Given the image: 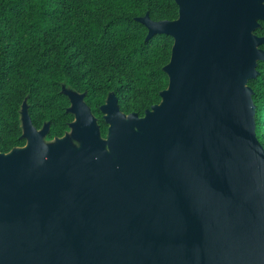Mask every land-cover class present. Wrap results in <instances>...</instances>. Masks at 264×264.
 Segmentation results:
<instances>
[{"label": "water", "instance_id": "obj_1", "mask_svg": "<svg viewBox=\"0 0 264 264\" xmlns=\"http://www.w3.org/2000/svg\"><path fill=\"white\" fill-rule=\"evenodd\" d=\"M176 4V21L141 20L148 38L174 41L161 103L142 118L112 98L102 108L114 157L83 96L77 151L45 157L31 129L27 151L0 153V264H264V152L246 86L264 60V0Z\"/></svg>", "mask_w": 264, "mask_h": 264}, {"label": "trees", "instance_id": "obj_2", "mask_svg": "<svg viewBox=\"0 0 264 264\" xmlns=\"http://www.w3.org/2000/svg\"><path fill=\"white\" fill-rule=\"evenodd\" d=\"M178 15L176 0H0V153L26 145L24 102L32 126H47V140L69 131L75 116L64 84L83 96L102 136L108 126L101 109L110 98L121 114L144 117L169 87L174 41L148 38L141 20L173 22ZM259 25L254 35L264 39ZM256 72L246 86L264 151V60Z\"/></svg>", "mask_w": 264, "mask_h": 264}, {"label": "rangeland", "instance_id": "obj_3", "mask_svg": "<svg viewBox=\"0 0 264 264\" xmlns=\"http://www.w3.org/2000/svg\"><path fill=\"white\" fill-rule=\"evenodd\" d=\"M260 22H258V27L256 28L259 29ZM63 92L68 96L70 102H71V106L72 109H74L75 112H77L78 109V105L81 104L82 101V95H80L79 93L75 92L73 89H71L68 85L64 84L62 86ZM27 103H23V105L21 106L20 112H19V120H20V127L22 130V135L24 136L25 140H26V145L23 148H17L12 150L11 152H9L8 154H5L6 158L15 156L17 154L23 153L25 151H27L29 149V147L31 146V140H30V136H29V130L33 129L34 131H36V133L40 136H42L43 138V151H44V156L47 157L49 156V154L53 151H57L60 148H63L65 153H68L70 151H77L80 147H81V141L78 139V137L80 136V132L76 129V127L73 125L70 127L69 131L61 138H55L52 140H47V131L48 128L47 126L43 125L42 128L40 129H36L35 127L32 126V124L30 123L29 117H28V113H27ZM90 111V110H89ZM102 115H103V120L105 122V115L103 113V109H101ZM91 113V111H90ZM94 121L97 124L98 130H99V135H100V140L102 142L105 143V155H111L114 157L113 155V151L111 149V147L108 144L109 138H110V133H109V125L105 122V124L108 126L107 127V132L105 134V136H102L101 132H100V128H99V124H98V120L97 118L91 113ZM123 115V114H122ZM75 116V115H74ZM125 116V115H124ZM127 117V116H125ZM74 123H76V121H74ZM255 131V130H254ZM256 139L259 143V140L257 138V135L255 133ZM260 144V143H259ZM261 146V145H260ZM262 147V146H261ZM263 150V148H262ZM264 152V151H263ZM115 160V159H114ZM115 163V167H114V171L119 172V164L117 161H114Z\"/></svg>", "mask_w": 264, "mask_h": 264}]
</instances>
